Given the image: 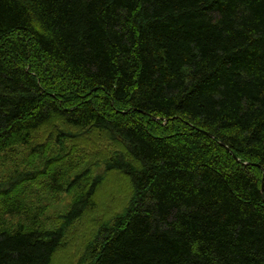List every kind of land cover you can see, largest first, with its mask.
Instances as JSON below:
<instances>
[{"label":"trees","instance_id":"trees-1","mask_svg":"<svg viewBox=\"0 0 264 264\" xmlns=\"http://www.w3.org/2000/svg\"><path fill=\"white\" fill-rule=\"evenodd\" d=\"M87 130L132 196L84 264H264V0H0V155L44 166L0 182V264H52L95 209L96 161L49 154ZM40 179L71 200L51 227Z\"/></svg>","mask_w":264,"mask_h":264},{"label":"rangeland","instance_id":"rangeland-1","mask_svg":"<svg viewBox=\"0 0 264 264\" xmlns=\"http://www.w3.org/2000/svg\"><path fill=\"white\" fill-rule=\"evenodd\" d=\"M75 133L77 134L78 131ZM111 137L105 132L87 130L77 137L79 143L74 152H72L70 144L60 153L57 152L59 150L49 151V154L62 157V162H60L64 168L67 167L73 158L74 163L82 159L88 163L96 161L92 162L97 164L92 165L93 170L96 168L98 173H103V182L99 186L95 197V209L86 211L83 217L66 227L63 243L55 254L52 264H82L85 261V258H83L85 244L95 234L98 225L108 220L111 222L115 214L126 208L132 196V189L123 176L116 172L104 171L105 165L102 162L106 158L107 153L121 150L117 140L115 141ZM92 138L100 139L101 143L92 144L89 141ZM26 153L25 151L23 152V163L28 166L32 164V170H37L36 172L41 171L44 167L42 160L35 155H27ZM7 154L0 155V182L5 181L13 170L14 164L23 157L19 155L21 154L19 150L9 151ZM22 198L33 209H40L41 220L48 227L59 221V216L66 211L71 202L67 193H51L42 179L30 182ZM21 220L22 218L18 216L8 217L7 225L14 227Z\"/></svg>","mask_w":264,"mask_h":264}]
</instances>
